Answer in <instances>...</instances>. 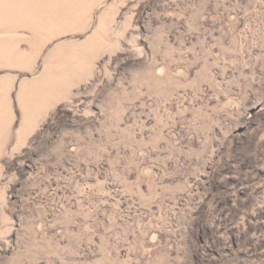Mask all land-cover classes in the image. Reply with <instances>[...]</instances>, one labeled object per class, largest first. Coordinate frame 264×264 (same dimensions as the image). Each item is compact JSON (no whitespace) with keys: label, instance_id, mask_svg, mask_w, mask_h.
I'll return each instance as SVG.
<instances>
[{"label":"rangeland","instance_id":"374dc122","mask_svg":"<svg viewBox=\"0 0 264 264\" xmlns=\"http://www.w3.org/2000/svg\"><path fill=\"white\" fill-rule=\"evenodd\" d=\"M0 264H264V0H0Z\"/></svg>","mask_w":264,"mask_h":264}]
</instances>
